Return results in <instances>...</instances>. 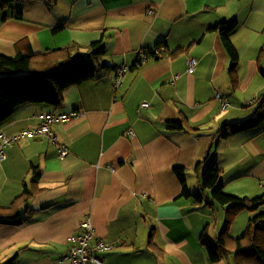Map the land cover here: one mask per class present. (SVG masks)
I'll return each instance as SVG.
<instances>
[{"label": "crops", "instance_id": "crops-1", "mask_svg": "<svg viewBox=\"0 0 264 264\" xmlns=\"http://www.w3.org/2000/svg\"><path fill=\"white\" fill-rule=\"evenodd\" d=\"M18 1L0 9V53L39 54L70 42L83 47L100 40L102 61L112 69L87 81L89 94L86 82L68 86L59 105L22 103L0 125L10 135L37 125L33 115L39 111L80 113L50 126V136L6 147L0 199L10 201L24 185L28 188L33 170L39 171V181L27 205L29 221L0 224L1 262L14 255V264L56 262L89 220L93 238L116 244L99 255L101 264H193L186 248L203 254L197 233L207 223L215 233L223 217L217 222L211 209L208 220L206 210H196L181 195L172 166H182L188 189L190 183L196 188L192 169L215 128L246 119L259 105L264 111V0H89L74 5L82 9L75 15L67 13L64 0L50 11L41 1ZM14 10H22L23 19ZM234 20L237 26L228 36L238 63L231 68L222 35L208 28ZM155 44L165 46V54L137 65V50ZM190 59L196 60L192 70ZM123 63L130 70L114 89L115 68ZM216 93L228 100L223 110ZM182 117L202 130L169 129L168 121ZM60 145L67 148L63 158ZM210 157L221 168L227 193L264 197V118L219 139ZM258 211H237L229 232L243 233Z\"/></svg>", "mask_w": 264, "mask_h": 264}, {"label": "trees", "instance_id": "trees-1", "mask_svg": "<svg viewBox=\"0 0 264 264\" xmlns=\"http://www.w3.org/2000/svg\"><path fill=\"white\" fill-rule=\"evenodd\" d=\"M37 1L44 2L46 9L50 11L58 0ZM15 3L21 4L18 0H0V9L5 10L9 5L13 7ZM13 13H15V10ZM15 16L18 19H23L22 10L17 11ZM236 26L237 23L234 20L231 24L222 22L208 28L213 31L217 30L222 35L221 42L231 59V68H234L237 64V52L230 42L228 34ZM61 27H63L62 23L58 28ZM157 45L159 44L154 46ZM83 48L77 42H70L60 48L39 54L18 53L13 56H6L0 53V125L8 121L16 106L34 101L59 105L61 103V91L64 88L94 80L99 76L101 70L108 71L112 69V66L106 65L102 61L105 46L100 40L90 43L87 49ZM150 48L145 49L150 50ZM136 66L134 63L133 67ZM232 84H236V79L232 80ZM34 86H38L37 91H34ZM215 97L217 99L220 98L221 108L222 110L225 109L228 105V100L221 97L218 93H216ZM259 106L246 119L235 123H223L215 128L214 136L210 139L205 152L195 162L192 169L197 181L196 190L188 189L184 168L178 165L172 166L181 184V195L189 198L192 204L199 207L196 210L214 209L215 207L221 210L223 217V221H221L222 229L215 231L213 237H211V226L210 223H207L198 238L199 243L207 250L212 262L231 257V264H264V226L261 224L264 220V197L260 195L248 199L227 193L220 181L221 168L217 165L215 158L210 157V151L219 139L225 138L233 132L254 126L264 118V111L261 105ZM71 112L75 115L68 118L65 117V119L55 122L54 125L78 117V114H80L77 109L70 112L56 111V115H67ZM167 123L169 129L172 130H202V127L191 126L185 117L176 121H168ZM38 124L31 128L37 129ZM21 130L26 129H19L7 136H13ZM38 135L44 134L36 133L33 136L20 137L5 144L3 146L4 157L0 160L6 158V147L23 138H31ZM38 181L39 171L33 170L28 188L24 185L22 191L10 201H2L0 199V224L20 225L29 221L27 205L36 191ZM244 207L259 209V211L248 219L244 232L238 237H233L229 232V228L234 215ZM152 233L153 231L150 229L147 237L149 242H152ZM152 251L156 254L158 253L153 248ZM102 253L100 252L99 255ZM14 260L15 255L4 262H1L0 259V264H13Z\"/></svg>", "mask_w": 264, "mask_h": 264}, {"label": "built area", "instance_id": "built-area-1", "mask_svg": "<svg viewBox=\"0 0 264 264\" xmlns=\"http://www.w3.org/2000/svg\"><path fill=\"white\" fill-rule=\"evenodd\" d=\"M164 48L162 47H154L150 50H139L138 51V60L143 62L147 58L159 56L163 53ZM188 62V70H192L194 65L196 64V60L190 59ZM128 67L126 65H122L117 69V75L115 77L116 83H118V79L122 78L124 73ZM74 113H70L67 115L49 112H39L34 114L36 118L39 119V124L37 129H27L21 130L15 133L13 136L7 137L3 134H0V159L4 157L3 146L7 143H10L12 140H16L20 137L33 136L36 133L45 134L50 136V126L54 125L55 122L68 118L69 116H74ZM128 133L132 135V131L129 130ZM67 155V148L64 145H60L58 149L59 158H63ZM111 167V166H109ZM90 221L86 220L82 223L83 227L86 231L83 233L81 237H73L70 239V246L68 248V252L62 255L56 262L49 264H100V261L97 257L99 252L109 251L113 247L102 241H96L93 245L91 241L93 240V233L90 225Z\"/></svg>", "mask_w": 264, "mask_h": 264}, {"label": "rangeland", "instance_id": "rangeland-1", "mask_svg": "<svg viewBox=\"0 0 264 264\" xmlns=\"http://www.w3.org/2000/svg\"><path fill=\"white\" fill-rule=\"evenodd\" d=\"M59 2H61L62 0H58ZM89 0H64V2H65V4H66V7H67V9H68V14H70V13H72L73 12V14L75 15L76 13L77 14H80V13H82V9L80 8V6H84V3H87ZM42 2V1H41ZM42 5V6H41ZM40 6L41 7H44V8H46V4L44 3V2H42V4H41ZM74 5H80V6H77L76 8L74 7ZM53 8V7H52ZM51 8V9H52ZM49 11V10H48ZM8 13V12H7ZM181 39V38H180ZM183 41V40H182ZM84 48L83 49H87V46H83ZM229 62L231 63V59H230V57H229ZM89 83L90 82H87L86 81V85H85V87H84V91H85V93H88L89 94V91L87 90V87H88V85H89ZM190 188H191V190L192 191H194V190H196V188H197V185H196V188H194V183H190ZM216 211H215V216H214V218H215V220L217 221V222H219L221 219H222V214H221V211H220V209L218 208V207H215L214 208ZM206 213H205V215H206V218L208 219V220H210V219H212V214L210 213V211H212L210 208H207L206 209ZM247 225V224H246ZM203 227V226H202ZM201 227V229H203ZM222 229V224H218V226L215 228V230L216 231H220ZM201 231L202 230H200L199 231V233H197V239L199 238V236H200V234H201ZM238 232H233V233H230L233 237H236V236H238V235H240L241 233H239V234H237ZM213 235H214V232L212 231V232H210V236L211 237H213ZM187 250H188V252H189V255H190V257H191V260H192V262H193V264H198V261H199V259H201V262H202V264H212V261H210V258H209V256H208V253H207V250L205 249V247H203V254L202 253H200V252H191L190 251V248L189 247H187L186 248ZM145 258H147V257H145ZM157 259V258H156ZM156 259H154V260H156ZM220 261V260H219ZM214 264H231V257H229V258H222L221 259V261L220 262H218L217 261V263H215L214 262Z\"/></svg>", "mask_w": 264, "mask_h": 264}, {"label": "clouds", "instance_id": "clouds-1", "mask_svg": "<svg viewBox=\"0 0 264 264\" xmlns=\"http://www.w3.org/2000/svg\"><path fill=\"white\" fill-rule=\"evenodd\" d=\"M153 10L151 9V10H148L147 12H148V14H150L151 12H152ZM229 35V34H228ZM228 38H229V40H230V42L232 43V40L230 39V36H228ZM232 45L234 46V44L232 43ZM154 47H162V48H164V50L165 51H163V53L161 54V55H164L165 54V52H166V48H165V46H161V45H157V46H152L150 49H152V48H154ZM234 48H235V50L237 51V49H236V47L234 46ZM139 50H147V49H145V48H139L138 50H137V55H136V64L138 65V64H141V63H144L145 61H147L148 59H151V58H159L160 57V55L159 56H154V57H150V58H147L145 61H143V62H141V61H139L138 60V51ZM227 53V52H226ZM228 55V54H227ZM228 58H229V56H228ZM237 59H238V53H237ZM237 63H238V61H237ZM122 65H126V64H121V65H118L116 68H115V73H114V76H113V81H112V87L114 88V89H118L120 86H121V84H122V82H123V79H124V76H125V74L130 70V67L128 66V65H126L127 67H128V69L126 70V72L124 73V75H123V77L122 78H119L118 80V83H116V81H115V77H116V75H117V69L120 67V66H122ZM195 66H196V64L194 65V68H195ZM193 68V69H194ZM40 112V111H39ZM39 112H36V113H39ZM35 113V114H36ZM33 117H35L34 115H33ZM36 118V117H35ZM38 119V118H37ZM39 120V119H38ZM132 131V130H131ZM133 133V132H132ZM0 134H3L4 136H7V135H5L2 131H0ZM129 134V133H128ZM45 135V134H44ZM133 135V134H132ZM7 137H9V136H7ZM95 235V234H94ZM95 237V236H94ZM96 241H102V240H98V239H96V238H93V240L91 241V244L93 245ZM102 242H104V241H102ZM104 243H106V242H104ZM108 244H110V243H108ZM113 248L112 249H110L109 251H111V250H113L115 247H116V244H110ZM109 251H103V253H105V252H109ZM100 253V252H99ZM99 253L97 254V257H98V259H99V261H100V257H99ZM14 264V263H13ZM100 264H101V261H100Z\"/></svg>", "mask_w": 264, "mask_h": 264}]
</instances>
